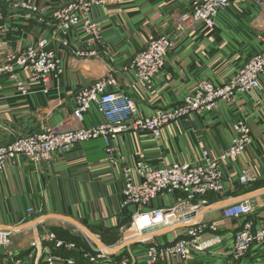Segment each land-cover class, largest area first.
Returning a JSON list of instances; mask_svg holds the SVG:
<instances>
[{"label": "crops", "instance_id": "obj_1", "mask_svg": "<svg viewBox=\"0 0 264 264\" xmlns=\"http://www.w3.org/2000/svg\"><path fill=\"white\" fill-rule=\"evenodd\" d=\"M25 1L36 11L5 12L1 5L4 3L0 4L4 16L2 27L9 35L0 37V64L5 53L34 45L36 36L48 35L53 11L73 0ZM197 1L125 0L119 5L95 8L92 17L102 29L101 58L80 60L67 53L64 74L46 85L40 81L30 83L26 74H22L21 79L29 89L27 94L17 92L15 80L0 75V146L37 133L43 123L64 124L63 130L105 123L94 108L80 123L68 119L78 91L108 72L135 101L140 118L149 117L158 108L177 106L200 81L222 85L263 49L257 35L264 29V19L256 0H232L219 13L211 29L180 22L179 18L190 14ZM160 36L173 41V47L163 70L152 79L148 89L146 84L134 79L127 67L137 53ZM70 38V47H79L80 36L72 32ZM260 84V92L236 95L230 103L221 101L204 117L194 115L187 121L168 124L158 139L147 132H127L117 139L129 166L142 161L157 169L173 163L196 162L204 150L210 157H218L230 144L231 124L240 117L247 119L250 128L252 145L239 158L223 166L228 181L225 194L211 195L207 206L197 208L199 220L217 226L222 243L207 252L191 251L184 261L165 258L157 264H264L260 247H253L242 261L232 259L234 234L243 221L222 216L225 205L253 196V213L246 219L251 220L255 228L264 226V75L260 77ZM243 171H249L255 180L247 185L236 184ZM122 185L119 166H109L104 160L101 139L85 142L66 154L56 153L50 162L38 166L17 158L14 166H7L0 174V228H16L8 245L0 248V264L22 261L44 264L47 253H53V244H47L45 239L53 234V229L72 235L69 241L55 237L66 245L75 246V250L64 248V259L74 254L83 259L80 262L75 259L76 264H93L80 254L81 248H87L80 232L60 218L83 226L100 241L105 254H114L109 250L123 242L131 215V211L120 210ZM179 197L178 194L160 196L150 207L171 208L179 204ZM29 208L34 211L32 216L26 214ZM45 216L59 219L20 229ZM186 231L185 225L179 224L155 237L153 243L168 245L185 237ZM146 246L143 243L129 245L116 254L128 258L130 264H144Z\"/></svg>", "mask_w": 264, "mask_h": 264}, {"label": "built area", "instance_id": "obj_2", "mask_svg": "<svg viewBox=\"0 0 264 264\" xmlns=\"http://www.w3.org/2000/svg\"><path fill=\"white\" fill-rule=\"evenodd\" d=\"M0 1L6 4L14 3L15 6L18 5L28 11H36V8L25 0ZM123 1L125 0H73L59 7L53 11L49 20L48 36H51L52 44L56 42L54 47H50V42L45 39L40 41L36 48L32 45L34 47H28L20 53L12 52L7 58V63L0 67V73L5 72L8 78L15 80L18 93L27 94L29 89L20 78L19 72L29 74L27 79L30 83L40 81L46 85L51 79L56 80L64 74V57L67 53H72L80 60L101 58L99 48L103 44L102 29L93 19L92 12L95 8L119 5ZM231 2L232 0H198L191 13L181 16L179 21L211 29L219 13ZM255 4L264 19V0H256ZM3 19L0 11V22ZM3 32L4 28L1 27L0 34ZM72 32L80 36L77 39L79 47L75 49L70 47ZM257 39L263 49L249 58L237 73L222 85L216 86L210 81H200L194 91L177 106L155 109L147 118L138 116L135 101L121 90L116 79L108 72L103 78L78 91L74 99L73 112L68 119L80 123L84 115L94 108L104 118L105 123L70 130H63L64 124L50 126L43 123L37 133L0 146V174L7 166H14L19 157L33 166H38L50 162L56 153L66 154L85 142L101 139L105 162L109 166H119L121 170L123 185L120 210L126 213L131 211L130 226L136 225L139 236L145 237L139 240V244H147L144 264H157L165 258H178L184 261L191 251L203 253L212 250L222 243V237L215 224L198 219L197 208L200 205H208L207 197L225 194L228 181L225 180L223 166L228 161L239 158L252 145L247 119L240 117L231 124L230 144L218 157L212 158L204 150L196 162L173 163L157 169L142 161L129 166L117 145V139L127 132H147L158 139L161 130L168 124L180 120L187 121L194 115L204 117L221 101L230 103L236 95L260 92L262 90L260 77L264 75V29L257 35ZM172 47L173 41L167 37L152 39L146 48L133 58L128 70L132 72L136 81L146 84L150 89L152 79L163 70ZM47 92L48 89L45 88L44 93ZM254 180L249 171H243L235 182L238 185H247ZM177 194L180 197L176 206L168 209L150 207L151 202L160 196ZM192 211L196 212L195 217L184 219V216ZM252 213L251 199L247 198L235 200L222 209L224 218L243 221L234 234L231 256L235 259L242 258L254 245L262 248L264 253V226L254 229L253 222L246 219ZM26 214L32 216L33 209H27ZM179 224H184L187 229L185 237L168 245L153 243L155 237L163 235ZM159 226L163 227L142 234L144 230ZM13 231H16V228L13 230L0 228V248L8 245ZM45 239L47 244L48 242L53 244L52 250L64 248L75 250L74 245L64 244L57 240L54 234H48ZM86 246L85 250L80 249V254L93 264H130L126 257L116 259L117 254L107 255L105 254L107 252L89 242H86ZM44 264L76 262L73 258L64 259L48 252Z\"/></svg>", "mask_w": 264, "mask_h": 264}, {"label": "rangeland", "instance_id": "obj_3", "mask_svg": "<svg viewBox=\"0 0 264 264\" xmlns=\"http://www.w3.org/2000/svg\"><path fill=\"white\" fill-rule=\"evenodd\" d=\"M3 3V2H2ZM0 4H1V1H0ZM2 6H4L5 8V12H7V11H9V12H12L13 10H15V11H20V10H25L23 7H19L18 5L17 6H15L14 5V3H11V4H6V3H4V4H1ZM6 5H7V7H6ZM20 8V9H19ZM2 12V11H1ZM2 22L3 21H1L0 22V24H2ZM2 25H4V24H2ZM2 25H0V28L2 27ZM9 35H8V33H7V31L5 32V34H2L0 37H2V38H6V37H8ZM47 40V41H49L50 42V47H54V45L56 44V42H54L53 44L51 43V36H48V35H39V36H36V38H35V42H34V46H35V48L37 47V45H38V43L40 42V41H42V40ZM73 39V38H72ZM155 39V38H154ZM76 40V39H75ZM70 42H71V38H70ZM149 44V43H148ZM147 44V45H148ZM34 46H28V47H34ZM28 47H26V48H24V49H21V50H15V52L14 51H10V52H7V53H5V55H4V59L2 60V62H1V64H0V67L2 66V65H4L5 63H7V58H8V56L12 53V52H14V53H20V52H22L23 50H26ZM52 47V48H53ZM75 48H77L76 46H74L73 45V48L72 49H75ZM138 54V53H137ZM136 54V55H137ZM71 55V57H74L75 59H78V58H76L72 53L70 54ZM135 55V56H136ZM135 56L133 57V58H135ZM133 60V59H132ZM131 60V61H132ZM131 63V62H130ZM130 63H129V65H130ZM128 65V66H129ZM127 70H128V67H127ZM17 71V70H16ZM1 75H6V73L5 72H2V73H0ZM22 74H25V73H22V72H19V76H20V78H21V76H22ZM29 74H26V78H29ZM134 77V76H133ZM135 79V78H134ZM144 84V83H143ZM206 200H207V202H209L210 201V199L207 197L206 198ZM130 223V222H129ZM129 224H127L126 226H128ZM254 225V224H253ZM133 226V225H132ZM132 226H130V228L128 229V231L126 232L127 234H125V237H124V240H123V242H121V243H119V244H115L116 246H114V248H111V249H117V248H119V246L121 245V244H124V243H130V242H132L133 240H137V239H133V238H131L132 236V231H134V227L133 228H131ZM260 227H263V226H260ZM259 228V227H258ZM254 229H257V228H254ZM80 232V231H79ZM57 233H59V232H57ZM80 236H82V238H83V243L85 242H91L90 240H88L87 239V237L83 234V233H81L80 232ZM53 235V234H52ZM56 235V234H55ZM54 235V236H55ZM64 234H58L57 235V238H60L61 240H63L64 239V236H63ZM86 240V241H85ZM82 242V241H81ZM233 244H234V242H233ZM98 246V245H97ZM253 247H258L257 245H254V246H251V248H250V250L249 251H251V250H253ZM101 248H104V247H101ZM125 249V248H124ZM121 251V250H120ZM119 251V252H120ZM248 251V252H249ZM119 252H117V254L119 253ZM247 252V253H248ZM245 257V255L242 257V258H238V259H235V258H233L232 257V259L234 260V261H242V259ZM76 262V261H75ZM22 264H26V262H24V261H22Z\"/></svg>", "mask_w": 264, "mask_h": 264}, {"label": "water", "instance_id": "obj_4", "mask_svg": "<svg viewBox=\"0 0 264 264\" xmlns=\"http://www.w3.org/2000/svg\"><path fill=\"white\" fill-rule=\"evenodd\" d=\"M253 196H247L246 198L247 199H251ZM195 205V204H193ZM196 215V212L195 211H192L190 212L189 214H187L186 216H184L185 218L184 219H189L191 217H195ZM59 219L58 216H45V217H42L41 219H36L34 220L33 222L30 223V225L26 226V227H23V228H20V229H27V228H30V227H33V226H36L37 224L41 223V222H45L46 220H49V219ZM60 220L62 221H66L67 223H69L70 225H72L73 227H75L78 231H80L81 233H83L88 240H90L92 243H94L96 246L98 245L100 248L103 247L102 244L100 243V241L93 235L91 234L86 228H84L83 226L79 225L78 223H75L71 220H68L66 218H60ZM183 220V219H182ZM163 226H159V227H156V228H153V229H148V230H144L142 232V234H145V233H148V232H152V231H155L157 229H160L162 228ZM130 228V225H128L126 227V229H129ZM19 229V230H20ZM140 242L138 240H133L132 242L130 243H126V244H121L119 246V248L117 249H114V250H109L111 253H114L116 254V252H119L120 250H122L123 248H125L126 246H129V245H138Z\"/></svg>", "mask_w": 264, "mask_h": 264}, {"label": "trees", "instance_id": "obj_5", "mask_svg": "<svg viewBox=\"0 0 264 264\" xmlns=\"http://www.w3.org/2000/svg\"><path fill=\"white\" fill-rule=\"evenodd\" d=\"M208 203V202H207ZM209 204V203H208ZM130 222V221H129ZM128 223V222H127ZM57 232H59V233H57ZM52 233L55 235V237L57 238V235L58 234H64L63 236H64V241H69V240H71V237H72V235L70 234V233H68V232H65V231H63V230H60V229H53L52 230ZM58 239H60V238H58ZM52 252L55 254V255H60V256H63L64 257V250H52ZM67 255V254H66ZM121 256H119V255H117V257H116V259H119ZM70 258H73L74 260L76 259L77 260V262H80V261H82L83 259H80V258H78L77 256H75L74 254H70ZM75 260V261H76Z\"/></svg>", "mask_w": 264, "mask_h": 264}, {"label": "bare ground", "instance_id": "obj_6", "mask_svg": "<svg viewBox=\"0 0 264 264\" xmlns=\"http://www.w3.org/2000/svg\"><path fill=\"white\" fill-rule=\"evenodd\" d=\"M134 227V231H132L133 233H132V237L131 238H133V239H137L138 241L140 240V239H144L145 237H143L144 235H140L139 236V233H138V227L136 226V225H133L131 228H133ZM139 227H141V226H139ZM98 247V246H97ZM101 249H103V248H101Z\"/></svg>", "mask_w": 264, "mask_h": 264}]
</instances>
